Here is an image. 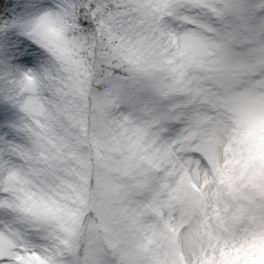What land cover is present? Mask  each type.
Segmentation results:
<instances>
[{"label":"clouds","instance_id":"clouds-1","mask_svg":"<svg viewBox=\"0 0 264 264\" xmlns=\"http://www.w3.org/2000/svg\"><path fill=\"white\" fill-rule=\"evenodd\" d=\"M31 2L36 15L57 18L65 0ZM159 7L155 12V0L139 7L129 0L122 11L133 24L111 48L71 21H65L63 41L29 39L37 60L22 67L35 76L36 91L19 84V72L15 86L23 100L38 97L48 110L57 102L71 105L65 126L82 145L80 166L64 181L36 175L40 165L15 157L11 171L0 175L7 187L0 234L11 230L20 234L18 245L32 244L31 264H39L37 255L54 264H83L86 252L91 264H180L196 244L209 259L224 258L226 242L239 245L264 232V212L233 218L240 202L264 207V188L255 186H264V176L249 170L234 192L205 155L204 139L216 132L226 147L240 115L264 107V12L249 16L246 30L236 34L238 18L219 17L218 0H161ZM105 74L119 78L125 98L106 96ZM193 113L198 127L186 119ZM17 117L24 130L18 139L30 149L29 130L44 117ZM219 158H227L223 148ZM97 174L106 176V186L97 184ZM231 175L240 177L239 169ZM176 189L180 198L173 200L169 193ZM226 251L239 262L246 258L238 247Z\"/></svg>","mask_w":264,"mask_h":264},{"label":"snow or ice","instance_id":"snow-or-ice-1","mask_svg":"<svg viewBox=\"0 0 264 264\" xmlns=\"http://www.w3.org/2000/svg\"><path fill=\"white\" fill-rule=\"evenodd\" d=\"M132 2L139 7L143 0H132ZM160 2L161 0H155V12L160 10ZM218 2L220 8L216 12L219 17L233 14L238 18L236 34L246 30L249 16L264 12V0H253L251 4H240L238 0H218ZM128 3L129 0H65L61 8L62 15L53 18L36 15L31 0H16L14 3L12 0L7 2L0 0V175H7L14 167L13 157L32 159L40 165L34 169V174L51 177L57 181H64L76 174V169L80 166L82 145L81 139L76 138L70 127L65 126V120L72 119L71 105L57 102L53 104L51 110H48L38 97L33 96L23 100L20 89L15 86L17 81L14 73L21 74L22 79L19 84L25 87V90L30 86L31 91H36L35 76L22 67L32 66L37 60V54L29 44V39L44 35L50 36L56 42L63 41L67 26L65 21H71L72 26L81 31L91 29L93 38L98 35L105 48L114 47L115 42L122 40L125 31L133 24L131 20L125 19L126 12L122 11ZM166 7L169 12H172L171 4H167ZM6 8L11 10L6 11ZM104 80L108 84L106 96L125 98L124 85L118 77L105 74ZM261 84L264 85V81ZM52 90L56 91L55 88ZM188 93L195 96L197 89L190 86ZM19 112L40 113L44 117L38 129L29 130L33 137L30 149L18 139L24 131L17 117ZM186 119L194 127H198L201 123L196 113ZM161 122H165L163 116ZM236 124L237 128L230 136L231 142L226 147H223V139L216 132H210L204 139L209 146L205 155L208 156L218 174L230 182L229 186L234 192L239 193L240 190L235 187V184L249 170L253 171L254 176H264V107L241 114ZM221 148L227 154L223 162L219 158ZM237 168L240 171V177L234 178L231 173ZM96 182L104 187L107 185V178L97 174ZM255 186L258 189L264 188L259 184ZM6 194L7 187L0 182V198ZM169 194L173 200L180 198L179 189L170 191ZM234 198L238 201L244 199L241 195ZM192 206L195 207L196 203L194 202ZM258 211L264 212V207L253 202H240L233 211V218L251 217ZM97 212L102 228L104 226L102 203L97 206ZM169 228L175 230L171 225ZM225 230H228L227 224H225ZM18 239L20 234L11 230L8 235L0 234V264H31L30 257L35 251L34 246L32 244L18 245ZM237 247L246 255L242 262L232 258L226 251L227 248ZM253 248L264 251V232L252 233L250 238L239 245L226 242L220 248L224 258L209 259L208 254L196 244L191 258L181 254L180 264H254L247 259ZM34 258L39 261V264H54L51 257L37 255ZM83 264H91V256L87 252L83 256ZM261 264H264V261H261Z\"/></svg>","mask_w":264,"mask_h":264},{"label":"rangeland","instance_id":"rangeland-1","mask_svg":"<svg viewBox=\"0 0 264 264\" xmlns=\"http://www.w3.org/2000/svg\"><path fill=\"white\" fill-rule=\"evenodd\" d=\"M7 2V0H6ZM12 2H16V0H12ZM9 11L11 10V8H8ZM247 259H249L250 261H253L254 264H261V261H264V251L260 250V249H252L248 256Z\"/></svg>","mask_w":264,"mask_h":264},{"label":"trees","instance_id":"trees-1","mask_svg":"<svg viewBox=\"0 0 264 264\" xmlns=\"http://www.w3.org/2000/svg\"><path fill=\"white\" fill-rule=\"evenodd\" d=\"M6 11H9V9H8V8H6Z\"/></svg>","mask_w":264,"mask_h":264}]
</instances>
